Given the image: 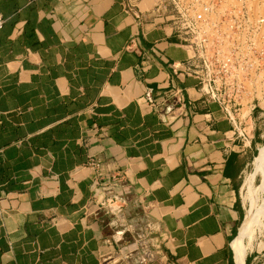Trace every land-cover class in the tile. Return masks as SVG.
<instances>
[{
	"label": "crops",
	"instance_id": "0c3cea01",
	"mask_svg": "<svg viewBox=\"0 0 264 264\" xmlns=\"http://www.w3.org/2000/svg\"><path fill=\"white\" fill-rule=\"evenodd\" d=\"M134 1L0 0V264H110L122 251L129 264H238L264 98L233 123L172 71L187 54L152 23L155 0ZM89 156L125 173L113 213L91 203Z\"/></svg>",
	"mask_w": 264,
	"mask_h": 264
},
{
	"label": "built area",
	"instance_id": "2783aa9c",
	"mask_svg": "<svg viewBox=\"0 0 264 264\" xmlns=\"http://www.w3.org/2000/svg\"><path fill=\"white\" fill-rule=\"evenodd\" d=\"M135 6L127 0L125 11ZM149 14L153 24L169 26L186 51L172 71L193 76L199 92L233 123L252 105L247 99L264 98V0H155ZM3 22L0 13V29ZM85 166L92 171V205L118 210L122 197L113 189L125 173L95 156Z\"/></svg>",
	"mask_w": 264,
	"mask_h": 264
},
{
	"label": "rangeland",
	"instance_id": "374dc122",
	"mask_svg": "<svg viewBox=\"0 0 264 264\" xmlns=\"http://www.w3.org/2000/svg\"><path fill=\"white\" fill-rule=\"evenodd\" d=\"M258 153L257 155L254 157L249 169L246 171L245 175H244V179L247 178L248 176L251 177V184L249 185V188L245 187L242 185V191H241V196H242V200L244 199V196H246L245 194L248 195V197L253 198L254 201H256L255 203V211L258 212L260 214V223H254L250 230L246 233H244L243 236V242H244V258L243 261H245V259L247 257H251V264H264V164L261 166V168H259V165L261 163H264L263 161V154H264V144H262L261 146L258 147ZM243 179L242 184H244L245 180ZM253 187V188H252ZM245 189V190H244ZM247 190V191H246ZM252 194H251V192ZM253 190V191H252ZM245 191V193H244ZM248 192V193H246ZM254 196V197H253ZM256 196V197H255ZM244 205H245V210L247 213V206L248 204L246 203L247 201H243ZM246 217V215H245ZM122 219V217H121ZM245 220V219H244ZM117 227L119 229H125L127 228V226L130 224L128 222H123V221H118L117 223ZM131 225V224H130ZM131 230L126 232L129 233V242L134 243L135 239H133V237L131 235H133L136 240H137V236L134 235V232H131ZM132 233V234H130ZM156 235L154 234H149L148 236H146V241H147V245L149 246V250L151 253H156V249H158V243L157 242H153V239L155 238ZM157 246V247H156ZM137 248V247H136ZM142 251V250H139ZM149 252V253H150ZM127 253H129L128 251H122L119 255H115L116 257L114 258L115 262H112L113 259H109L107 262H109L110 264H129L128 260H125V255H127ZM134 253H138L137 250H135ZM141 253V252H139ZM135 260L133 261V263L130 264H138L137 263V258L136 255H133ZM245 264V263H244Z\"/></svg>",
	"mask_w": 264,
	"mask_h": 264
},
{
	"label": "bare ground",
	"instance_id": "6f19581e",
	"mask_svg": "<svg viewBox=\"0 0 264 264\" xmlns=\"http://www.w3.org/2000/svg\"><path fill=\"white\" fill-rule=\"evenodd\" d=\"M263 161H264V154H263ZM264 163H261L259 165V168H261V166L263 165ZM264 168V167H263ZM264 173V172H263ZM246 179V180H245ZM245 182L244 184H242L243 186L249 188V185L251 184V177H247L245 178ZM264 184V183H263ZM253 188V187H252ZM250 189V188H249ZM245 190V189H244ZM247 191V190H246ZM253 191V190H252ZM251 192V190H250ZM245 193V191H244ZM248 193V192H246ZM252 194V192H251ZM246 196H244V199L247 201L246 203L248 204L247 206V213H246V217H245V220L242 221L243 224H241V228H240V231L237 235V237L233 240V245H234V248H235V256L237 259L236 262H238V264H241L242 261H243V258H244V240H243V236H244V233L248 232L251 228V226L255 223H260V214L258 212H256L255 210V202L253 200V198L251 197H248L247 194H245ZM254 197V196H253ZM256 197V196H255ZM243 200V201H245ZM264 210V209H263Z\"/></svg>",
	"mask_w": 264,
	"mask_h": 264
},
{
	"label": "trees",
	"instance_id": "16d2710c",
	"mask_svg": "<svg viewBox=\"0 0 264 264\" xmlns=\"http://www.w3.org/2000/svg\"><path fill=\"white\" fill-rule=\"evenodd\" d=\"M247 264H248V262H247Z\"/></svg>",
	"mask_w": 264,
	"mask_h": 264
}]
</instances>
